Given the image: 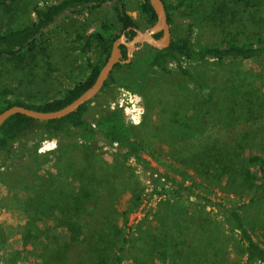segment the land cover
<instances>
[{
  "label": "trees",
  "instance_id": "obj_1",
  "mask_svg": "<svg viewBox=\"0 0 264 264\" xmlns=\"http://www.w3.org/2000/svg\"><path fill=\"white\" fill-rule=\"evenodd\" d=\"M107 1L115 3L116 19L121 25V31L113 30L112 23L102 21L98 29L78 36L83 53L90 52L96 55V59L88 55L86 60L88 70L85 77L62 92L39 102L24 101L7 90L0 91V112L13 104L39 110L63 107L94 82L111 51L114 39L121 34L123 29L129 25L137 27L135 21L126 12L125 0L46 2L41 6L35 5L33 7L35 17L31 16L18 25L10 23V19H7L4 14L0 15V58L14 57L26 51L45 50L47 43L45 30L61 13L80 12L83 7H95ZM163 1L168 20L172 24V41L168 47L155 48L146 65L152 71L159 69L170 71V65L176 62L182 74L198 81L196 83L198 92L203 100L200 103L211 102L215 96L212 112L217 113L216 123L219 122L217 120H224V122L226 120L230 129H218L219 131L210 129L205 137L208 144L204 147L201 164L207 172L203 178L208 179L212 186L220 187L224 192V197L213 198L212 194L207 191L208 185L205 183L177 179L175 176L160 171L152 164L144 154L143 142L134 136L133 125L123 117L122 110L119 107L111 108L108 99L100 98L102 91L107 89L109 79L113 76L111 73L92 99L61 118L38 120L25 114L15 113L0 126V153L7 152L10 156L14 143L25 136L31 141L39 137L40 143H44L47 138L51 137L59 139L63 159L60 158L58 161L63 165L62 176L52 177V182H59L65 177L63 180L68 182V190L58 191L60 197L55 195L57 198L53 203H49L47 206L49 210L46 214L56 226L65 230L67 241L62 250L58 249L55 252L54 264H85V262L124 264L126 261H132L134 264L144 263L143 259L152 247L145 250L146 244H143L140 250L133 252L134 231L136 226L141 224V220L135 219L130 224L128 221L129 215L139 209L138 206L144 198L148 202L154 195L160 197V204L166 205L168 210L159 217V222L165 229V236L172 241H190L184 256L180 255V260L184 264H226L229 256L222 241H226L229 236H233L235 241L239 242L240 264H264V244L254 236L244 214L247 205L245 199L248 197L253 199L264 193V127L242 126L238 130L233 128L236 122L239 123L242 120L252 125L257 123L254 116L248 118V113L250 110L260 108L257 102L260 101L259 94L255 92L250 96L246 94L244 97V89L239 87L237 80L229 79L227 87L224 88L225 95L220 94L217 97V94L207 89L198 80L190 68L182 64L183 60L199 62L212 59L222 63L256 58L263 61L264 36L257 37L256 41L252 42L238 43L225 39L213 45L198 44L194 40L193 21L188 23L180 21L178 11L186 12V10L193 9L201 4L202 0ZM0 4L3 5L5 14L9 10H18V0H0ZM4 4L10 5L4 6ZM247 4L249 5V2ZM223 5L225 6V4H220V6ZM140 6L148 20L153 23L156 20V14L150 0H142ZM252 16L255 17L254 13ZM8 17L11 16L8 15ZM259 18L253 19L257 25H260L257 22H264V15ZM134 34L135 31L130 30V36ZM158 35L160 33L156 36ZM118 65L120 63H117L115 67ZM126 88L130 87L126 85ZM130 90L133 91V89ZM250 90L254 92L253 89ZM240 96L244 97L243 106L240 104ZM244 107H246L245 110ZM96 142L116 149V158L110 169H106L99 162L97 145L94 144ZM30 146L33 151H28L27 154H30L28 160L31 165L29 166L24 160L25 155L21 157L19 155L17 159L22 165V168H18L19 180L21 176L22 178L29 177V171L32 173V165L35 171L42 170V159L52 153V151L40 150L38 143ZM252 155L257 157L258 171L250 178L252 168L250 157ZM17 160L8 162L7 168L15 170ZM50 161L49 159L47 164ZM131 162H134L135 167H139L146 174L145 178L149 180L152 189L147 197L143 195L144 185L138 174H134ZM245 178L251 180V183L249 194L247 193L248 197L241 200L242 195L236 190V183H245L247 181ZM170 186L174 187V190L168 193ZM46 190L53 192L51 184H47ZM46 190L41 189L42 194L38 195L43 196ZM126 190L133 196L126 209L118 210L113 206L112 200ZM230 192H234L235 196L232 197ZM174 195L177 196L176 199ZM190 196L195 198L198 205L192 211H189L187 205L189 202L187 200L192 202ZM42 200L44 202L45 199ZM90 202L93 204L87 208ZM99 203L104 204L101 216L95 213L98 211ZM61 205L62 208L59 209ZM210 211L220 215L222 219L221 221L219 218L220 226L213 221L214 219H211ZM114 216H121L124 219L123 223L116 222L113 219ZM186 225L195 229L183 231L182 227ZM146 239L151 241L149 235ZM155 241L161 240L156 239Z\"/></svg>",
  "mask_w": 264,
  "mask_h": 264
},
{
  "label": "rangeland",
  "instance_id": "obj_2",
  "mask_svg": "<svg viewBox=\"0 0 264 264\" xmlns=\"http://www.w3.org/2000/svg\"><path fill=\"white\" fill-rule=\"evenodd\" d=\"M54 1L57 0H18V10H9L7 13L11 17L5 14L3 5L0 4V15L4 14L7 19H10V23L18 25L31 16L35 17L33 12L35 5L41 6L46 2ZM141 1L125 0V9L138 29L148 30L152 22L141 10ZM7 5L10 4H4V6ZM253 13L255 17L252 16ZM178 15L180 21L185 23L193 21L194 40L202 45L217 44L225 39L238 43L252 42L256 41L257 37L264 36V22H257L260 24L257 25L253 21L264 15V0H202V3L193 9L186 12L178 11ZM116 16L113 1L103 2L95 7H83L80 12L61 13L45 30L47 32L45 50L26 51L18 56L0 58V91L7 90L24 101L39 102L74 85L87 73L88 55L96 59L95 54L83 53L78 36L98 29L102 21L112 23V29L120 32L121 25L118 24ZM153 52L154 48L150 43L142 42L133 51L128 63L113 68V76L109 79L107 89L102 91L100 98L108 99L111 108L119 107L122 110L123 117L133 125L134 136L143 142L145 156L160 171L177 179L205 183L208 185L207 191L213 198H223L222 189L212 186L208 179L203 178L207 172L201 161L204 147L208 144L205 137L210 129L211 131L229 130L230 125L226 124V120L225 122L217 120L219 122L216 123L217 113L212 112L215 96L211 102L200 103L203 100L198 92L196 84L198 81L182 74L176 62L170 65V71L150 70L146 63ZM182 64L190 68L198 80L207 89L217 94V97L220 94L225 95L224 88L227 87L229 79L237 80L239 87L244 89V97L246 94L250 96L255 92L259 94L260 101L257 102L260 108L250 110L248 113V118L254 116L257 123L252 125L242 120L239 123L236 122L233 128L238 130L242 126L264 127V60L249 58L222 63L212 59L199 62L183 60ZM126 85L130 88L127 89ZM244 97H241L240 101L242 106L245 103ZM138 108L141 109L140 121L134 123L130 121L127 112ZM33 143H38L40 150L52 151V153L42 159V170L35 171L32 165V173L29 171V177L21 176L19 180L18 168H22V165L18 163V156L25 155L24 160L30 166L28 160L30 154L27 153L33 151L30 146ZM94 144L97 145L99 162L106 169H110L116 158V149L101 142ZM61 150L59 139L56 137L47 138L44 143H40L39 137L31 141L25 136L14 143L10 151L11 156L7 152L0 153L1 264H54L55 252L64 248L67 241L65 230L56 226L46 214L49 203L55 201L57 198L55 195L59 196L58 191L68 190V182L63 180L65 177L59 182H52V177L62 176L63 165L58 161L60 158L63 159ZM49 159L51 161L47 164ZM16 160L17 168L9 170L8 162ZM256 160L257 157L253 155L250 157L252 166L250 178L258 171ZM131 164L134 174H138L144 185L143 195L147 197L152 189L149 180L145 178L146 174L139 167H135L134 162ZM250 183L251 180L236 183V190L242 195L241 200L248 197ZM47 184H51L53 195L52 190H46ZM41 189L46 190L43 196L38 195L42 194ZM168 190L170 193L174 187L170 186ZM230 193L232 197L235 196L234 192ZM132 196L127 190L119 193L112 200L113 206L118 210L126 209ZM174 197L176 199L177 196L174 195ZM255 198H253L255 200L249 197L245 199L247 205L244 214L254 236L264 244V193ZM190 199L192 202L187 200L190 202L187 205L189 211H192L198 205L194 197ZM90 203L87 208L92 206L93 203ZM98 205V211L95 213L101 216L104 204ZM165 206L160 204V197L154 195L148 202L144 198L138 206L139 209L129 215L128 224L135 219L141 220V224L136 226L134 231L133 252L140 250L143 244H146L145 250L152 247L143 259L145 262L141 264H184L180 260V255L184 256L190 241H172L165 236V229L159 222V217L168 211ZM61 208L62 205L59 209ZM217 215V212L210 211L211 219L219 224L222 219L220 215L217 218ZM113 219L121 224L124 221L121 216H114ZM190 229L193 231L195 228L188 225L182 227L183 231ZM148 235L151 241L146 239ZM5 237L7 241L3 240ZM156 239L161 241H155ZM222 243L229 256L226 264H240L239 242L235 241L233 236H229ZM85 264L89 263L85 262ZM124 264L134 263L126 261Z\"/></svg>",
  "mask_w": 264,
  "mask_h": 264
},
{
  "label": "water",
  "instance_id": "obj_3",
  "mask_svg": "<svg viewBox=\"0 0 264 264\" xmlns=\"http://www.w3.org/2000/svg\"><path fill=\"white\" fill-rule=\"evenodd\" d=\"M150 3L156 14V20L151 24L150 28L148 30L136 28V33L131 38H128L124 32L115 38L112 43L111 51L100 68L94 82L80 95L63 107L53 110H39L21 104H13L0 112V126L15 113L25 114L38 120L61 118L92 99L109 78L115 65L117 63L129 62L133 55V51L137 49L142 42H148L152 47L157 49L168 47L172 41L173 32L172 24L167 17L164 1L150 0ZM158 33H160V35L156 36ZM123 46L126 47L127 51V57L125 59H122Z\"/></svg>",
  "mask_w": 264,
  "mask_h": 264
},
{
  "label": "flooded vegetation",
  "instance_id": "obj_4",
  "mask_svg": "<svg viewBox=\"0 0 264 264\" xmlns=\"http://www.w3.org/2000/svg\"><path fill=\"white\" fill-rule=\"evenodd\" d=\"M136 28L137 27H134V26H127L125 29H123V31L122 32H124L125 34H126V36L128 37V38H131V37H133L134 35H132V36H130V30H134L135 31V33H136ZM121 32V33H122ZM128 33V34H127ZM159 36V35H158ZM154 48V47H153ZM154 51H155V48H154ZM127 57V51H126V47H124L123 46V56H122V59H125ZM126 62H122V63H120V64H125ZM128 63V62H127ZM112 73H113V71H112ZM121 88V87H120ZM122 89H124V86H122Z\"/></svg>",
  "mask_w": 264,
  "mask_h": 264
},
{
  "label": "built area",
  "instance_id": "obj_5",
  "mask_svg": "<svg viewBox=\"0 0 264 264\" xmlns=\"http://www.w3.org/2000/svg\"><path fill=\"white\" fill-rule=\"evenodd\" d=\"M130 121L138 123L140 121L141 109L138 108L135 111L127 112Z\"/></svg>",
  "mask_w": 264,
  "mask_h": 264
},
{
  "label": "crops",
  "instance_id": "obj_6",
  "mask_svg": "<svg viewBox=\"0 0 264 264\" xmlns=\"http://www.w3.org/2000/svg\"><path fill=\"white\" fill-rule=\"evenodd\" d=\"M1 233H2V232L0 231V235H1ZM3 240H4V241H7L6 237H5V238H3Z\"/></svg>",
  "mask_w": 264,
  "mask_h": 264
}]
</instances>
